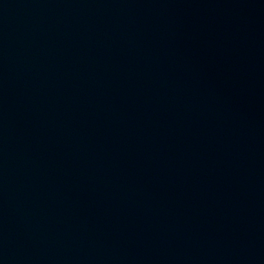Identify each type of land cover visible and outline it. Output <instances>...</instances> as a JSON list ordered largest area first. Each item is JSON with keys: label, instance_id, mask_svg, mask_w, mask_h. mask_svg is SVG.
I'll return each mask as SVG.
<instances>
[{"label": "water", "instance_id": "water-1", "mask_svg": "<svg viewBox=\"0 0 264 264\" xmlns=\"http://www.w3.org/2000/svg\"><path fill=\"white\" fill-rule=\"evenodd\" d=\"M0 264H264V0H0Z\"/></svg>", "mask_w": 264, "mask_h": 264}]
</instances>
